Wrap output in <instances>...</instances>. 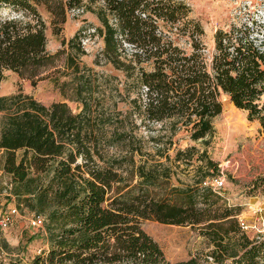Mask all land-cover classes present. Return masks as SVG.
Returning a JSON list of instances; mask_svg holds the SVG:
<instances>
[{"label":"trees","instance_id":"obj_1","mask_svg":"<svg viewBox=\"0 0 264 264\" xmlns=\"http://www.w3.org/2000/svg\"><path fill=\"white\" fill-rule=\"evenodd\" d=\"M95 1L0 0L18 12L0 14V81L5 69L34 78L54 65L59 51L46 47L47 25L36 4L52 15V30L58 34L68 10L94 9ZM93 11L99 23L91 35L102 37L106 60L135 84L124 113L108 102L109 85L103 82L107 76L80 60L85 50L79 31L61 39L75 52L66 55L70 71L52 76L62 94L80 102L79 110L64 100L46 104L22 91L0 99L6 110L0 165L11 177L10 191L18 203L42 217L47 242L26 264H203L198 254L167 259L142 227L144 219L200 224L217 264H264V236H250L238 221L237 207L219 202L206 183L205 177L218 170L206 149L190 143L174 146L173 157L166 152L179 132L205 141L214 129L212 118L222 109L221 92L264 131L263 42L232 25L216 28L208 48L202 40L204 28L190 16L184 0H102ZM98 59L96 55L95 62ZM60 74L70 76L60 80ZM154 123L159 127L153 128ZM141 125L155 132L146 138L138 135ZM148 141L170 164L136 163L135 155ZM110 148L120 153H110ZM194 160L213 170L193 184L170 185L166 194L152 195L154 187L168 181L171 164L190 165ZM123 170L134 171L138 180L124 182ZM263 179L259 176L254 183Z\"/></svg>","mask_w":264,"mask_h":264},{"label":"rangeland","instance_id":"obj_2","mask_svg":"<svg viewBox=\"0 0 264 264\" xmlns=\"http://www.w3.org/2000/svg\"><path fill=\"white\" fill-rule=\"evenodd\" d=\"M184 1L191 8L190 16L200 20L204 28L202 40L208 48L213 46V33L216 28L229 29L232 25L246 28L250 36L264 44V0ZM92 4L94 9H88L85 6L68 10L66 20L58 34L52 30L50 22L52 15L43 4H36L47 25L46 47L50 52H59L54 65L44 69L34 78L21 76L11 69H5L0 81V99L2 97L9 98L12 94L22 91L31 94L43 103L64 100L73 111L79 110L80 102L62 94L59 85L52 79L54 74L70 71V68L65 67L66 55L71 52L74 56L75 52L74 49H69L67 43L62 44L61 39L68 40L79 31L82 32V35L78 40L85 50V53L80 54V60L93 67L101 75L107 76L103 82L109 85L107 89L108 102L114 103L116 110H121L124 113L130 106V98L135 95L133 91L135 84L130 77H125L122 69L114 67L106 60L102 54V37L91 35L90 32L94 24L99 23L93 10L102 5V0H96ZM16 13L18 12L9 5H0L2 16H12ZM126 48L127 51L131 50L128 45ZM96 55L99 58L98 62H95ZM146 68H150V65L146 64ZM59 76L62 80L68 79L70 75L60 74ZM124 86L130 89L129 93L126 92ZM99 96H102V93ZM219 99L222 109L212 118L214 129L211 134L205 136V141L190 140L179 132L173 147L166 152L170 157H173L174 146L184 147L190 143L195 144L200 151L206 149L207 154L217 162L218 166L217 171L215 170L205 177L206 183L212 186L218 195L219 202L237 207L238 221L240 218L251 225L246 230L250 236L256 233L261 234L260 231L263 232L264 229L259 216L263 211L257 209L264 206V181L259 184L254 181L257 177L264 175V131L259 121L248 119L246 110L236 107L227 93L221 92ZM0 103H2L1 100ZM5 112L6 110L0 104V127ZM123 113L118 116L122 117ZM139 121L140 118L135 117V122L139 123ZM151 126L157 128L159 124L154 123ZM150 132H155V130L148 131L141 125L136 133L146 138ZM144 143L146 149H143L141 154L135 155L136 163L145 162L150 165L156 161H162L165 164H170V158L167 159L165 155L154 153L155 146L152 141ZM109 152L120 153L114 148H110ZM178 162L171 164L168 181L164 180L160 186L154 187L151 190L152 195L158 197L166 194L170 185L193 184L201 174L207 170L208 172L213 170L206 167L202 160H194L190 165H185L182 161ZM198 165L200 167H197ZM155 172L161 174L162 170ZM123 175L125 176L124 182L138 180L134 171L123 170ZM216 178L223 182L219 187L215 186ZM10 187L11 177L0 165V264H26L42 248L47 247L43 220L25 204H19L10 191ZM141 224L158 242L166 258L170 261L186 259L198 254L203 264H217L209 254L213 246L208 236L201 232L200 224L164 223L155 219H144Z\"/></svg>","mask_w":264,"mask_h":264},{"label":"built area","instance_id":"obj_3","mask_svg":"<svg viewBox=\"0 0 264 264\" xmlns=\"http://www.w3.org/2000/svg\"><path fill=\"white\" fill-rule=\"evenodd\" d=\"M222 183H223L222 180H219L218 178L215 179V186H216V187H219ZM257 210H258V211H263L262 213H260L259 218H260V223H261V225H262V228L264 229V206L258 208ZM239 223H240L241 227H242L243 229H245V230H247L248 227H251L250 224L245 223V222H244L242 219H240V218H239ZM253 227H255V225H253ZM259 230H260V229H259ZM260 232H261L262 236H264V231H263V232L260 231Z\"/></svg>","mask_w":264,"mask_h":264}]
</instances>
